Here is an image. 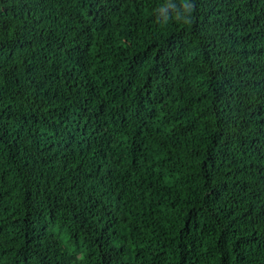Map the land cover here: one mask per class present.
<instances>
[{
	"label": "trees",
	"instance_id": "trees-1",
	"mask_svg": "<svg viewBox=\"0 0 264 264\" xmlns=\"http://www.w3.org/2000/svg\"><path fill=\"white\" fill-rule=\"evenodd\" d=\"M184 2L0 0V264H264V0Z\"/></svg>",
	"mask_w": 264,
	"mask_h": 264
},
{
	"label": "clouds",
	"instance_id": "clouds-1",
	"mask_svg": "<svg viewBox=\"0 0 264 264\" xmlns=\"http://www.w3.org/2000/svg\"><path fill=\"white\" fill-rule=\"evenodd\" d=\"M166 7H168L167 5L164 6L163 8L160 9L161 12H164ZM183 9H184V12L188 13V14H191L193 11H194V4H191V3H187V0H185L184 4H183ZM178 20L181 19V17L179 15H177L176 17ZM168 17L165 16V20H167ZM189 22L188 19L185 18V23Z\"/></svg>",
	"mask_w": 264,
	"mask_h": 264
}]
</instances>
